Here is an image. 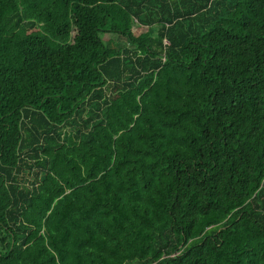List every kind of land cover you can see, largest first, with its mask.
I'll return each instance as SVG.
<instances>
[{
  "label": "trees",
  "instance_id": "16d2710c",
  "mask_svg": "<svg viewBox=\"0 0 264 264\" xmlns=\"http://www.w3.org/2000/svg\"><path fill=\"white\" fill-rule=\"evenodd\" d=\"M0 264H264V0H0Z\"/></svg>",
  "mask_w": 264,
  "mask_h": 264
},
{
  "label": "rangeland",
  "instance_id": "374dc122",
  "mask_svg": "<svg viewBox=\"0 0 264 264\" xmlns=\"http://www.w3.org/2000/svg\"><path fill=\"white\" fill-rule=\"evenodd\" d=\"M137 25H135L134 27H133V29H134V32H135V34H138L140 31H144V30H146V28L145 27H138V29H137ZM101 38H102V40L105 42V43H107L109 40H113L114 42H121V43H126L125 42V40H123V39H119V38H117V37H115V36H112V35H101Z\"/></svg>",
  "mask_w": 264,
  "mask_h": 264
}]
</instances>
